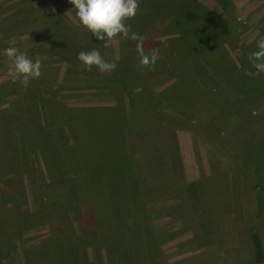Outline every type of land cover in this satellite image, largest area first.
<instances>
[{"label":"rangeland","instance_id":"rangeland-1","mask_svg":"<svg viewBox=\"0 0 264 264\" xmlns=\"http://www.w3.org/2000/svg\"><path fill=\"white\" fill-rule=\"evenodd\" d=\"M40 1L0 0V264H264V155L258 167L242 144L250 138L264 153V93L243 105L237 101L264 66L248 54L264 41V0H194L197 8L187 0H137L136 11L133 0H78L71 8L46 5L58 21L51 26ZM137 12L139 20H149L142 37L128 31ZM16 21L19 27L12 28ZM61 25L71 32L56 54L52 38ZM79 26L103 41V55H77L72 36L81 35ZM189 29L192 35L184 37ZM212 32L215 46L205 49L208 44L199 41ZM216 48L237 73L198 83L192 72L200 75L201 59ZM176 81L181 87L171 93ZM142 98L150 101L144 111L136 105ZM92 107L121 112L90 118L83 143L98 127L107 137L125 127L122 154L141 198L127 215L144 210L136 260L126 256L132 232L125 234L123 225L110 252L81 244L94 226L93 200L76 152L84 149L79 157L92 158L71 124L86 112L72 117L71 109ZM59 116L71 145L63 143L56 153L49 138L66 140L54 120ZM120 121L117 134H106ZM46 149L60 155L54 169L59 185L49 189ZM114 178L108 170L104 182ZM71 181L76 184L66 191ZM118 207L123 210L120 201ZM24 216L29 221L18 228ZM255 237L263 246L260 258Z\"/></svg>","mask_w":264,"mask_h":264},{"label":"trees","instance_id":"trees-1","mask_svg":"<svg viewBox=\"0 0 264 264\" xmlns=\"http://www.w3.org/2000/svg\"><path fill=\"white\" fill-rule=\"evenodd\" d=\"M133 1H134L133 8L136 11L138 6L140 8V5H138L139 2L137 0H133ZM187 1L189 3L188 5H190L191 7H193V8L198 7V4L195 3L194 0H187ZM62 2H63V5L61 7H63L66 4H69L66 6V8H71L72 6L75 7L79 1L78 0H42V1H40L39 11L41 12V14L43 13L46 16H47V13L49 11V16H47V17H49L53 21V22L52 21L48 22L47 25L51 26L52 23H58V21H57V18L55 16V13H51L50 12L51 9L46 7V5L49 6V4H51L55 7H57L56 5H58L59 3H62ZM59 10L63 11L62 8H60ZM31 11H34V10H31ZM35 11H37V10H35ZM1 14H5V13H1ZM15 14H17V13L16 12L12 13L10 15V18L14 17ZM188 15L192 16V14H190V13ZM6 20L7 19H4V21H6ZM148 21L149 20L147 19V17H145L142 20H139L138 19V12H137V14L135 15V17L133 19L132 25H130V27L128 28V31L130 29L136 35L141 36V35H143L142 33H143V30L145 29L146 25L149 23ZM20 22L21 21H16V24H13L12 28H15V27L18 28ZM45 22H47V21H45ZM180 22H182V21H180ZM64 25H66V24H64ZM203 25L205 26V24H203ZM73 28H75V27H73ZM79 28H82L81 29L82 33H79L81 35L79 36L77 34L75 36H72V37H75L74 39H76V41L72 42V44H73L72 48L75 49V47H76V48L80 49V52L75 51L76 53H78L77 55H79L80 58L93 57V56H95L94 53H99V54L103 55V53H102L103 49H104L103 41H100L99 38H97L95 35L89 34L88 31L86 33L84 31L86 26H84V27L79 26L78 29ZM115 28H116V25L114 24V22L109 24L110 30L115 31ZM58 30H59V32L54 31V35H53L54 37L52 38L53 40H55L54 43H52V46H54V48L57 47L56 51H55L56 54L61 53V50L65 49V47L62 48L63 44L60 41V39L69 36L68 34H70V32H71V27H70V25H67V27H63V25H61ZM191 30L192 29L185 31L184 37H185V35H187V37L189 35H192L193 31L189 32ZM116 34H117V32H116ZM194 34L198 35L197 33H194ZM213 34H214V32L207 34L205 37L200 39L199 43L202 44V42H205L206 44H208L205 47V49H208L209 45L215 46L212 44V41H213V39H215L217 37L214 36ZM135 40H136L135 36L134 37H128L127 39L124 40V43L125 42H127V43L134 42ZM122 41H121V43H122ZM136 42H138V40ZM86 43H88V44H86ZM99 47L101 48L100 51L98 50ZM69 48L71 50V46ZM259 48H260V51H259ZM195 49L197 50L198 47H195ZM196 54L197 53L194 52V54L192 56H195ZM248 54H249V58L254 59L255 64H257V63L264 64V41H260L257 43L256 46L251 47L248 51ZM162 62H164V61L162 60ZM205 64H206V66H204ZM199 65H201V68H202V70L200 71L201 76L199 74L197 75V73H194V71L192 72V76L194 77V79L196 78V81H198V83L207 84L208 82H210L209 78L215 77L217 80L218 79L222 80V78H224L227 74L231 75L230 74L231 72L233 74L237 73V69L235 67H233V70L229 69V63L226 60V58L224 57V53H221L218 49H217V51L215 50V53H210L209 57L201 59V62ZM263 69H264V66L262 67V70H260L258 72L256 78L252 79L245 88L242 87V89H240V93L237 97V101L239 100V105H243V103L245 104L246 101L248 102L250 99H254V97H257V96H259V94L264 93V78L262 77ZM68 74H70V71L67 72V75ZM128 75H129V73H128ZM195 75H197V76H195ZM119 77H121V74H119ZM178 81H180V78L178 79ZM178 81L173 83V86H171L169 88L171 90V93H176L175 87H177V85H179V87H181V85ZM261 88H263V89H261ZM180 91H182V90L180 89ZM186 92H188V91H184L185 94H186ZM142 96L143 95H141V94L137 95V98L142 97ZM170 96H172V95H170ZM149 104H150V101H146V99L142 98L141 101H138V103L136 105L138 106V109L140 111H144ZM237 105H238V102H237ZM115 107H117V106H115ZM115 107H106V108L92 107V108H85V109H83V108L71 109V116L72 117L75 116V114L79 113V115H80V113L86 112L81 117V119H76L75 118L76 116L73 117L71 119L72 120L71 124L73 123L75 130L78 132V134L81 138V139L78 138V142L81 144L80 146L82 148L84 146H86L87 150L90 152L91 158H92L91 160L85 159V155L83 157H79L78 153L80 151H84V149H80L79 152H76V154L78 156V160L80 162V170H83L84 175H85L86 180H87V183L90 184L89 193H90V197L93 200V201L91 200L92 201V203L90 204V210L91 211H89V213H90V217L92 218L91 222L93 223L94 226L91 227L90 229H87L82 234L81 244L82 243L83 244L89 243V244H91V246L100 247L101 249L105 248L107 251L110 252L113 249H116V245H115L116 244V240H115L116 228L118 227V225H123L125 228V234H128L129 230L132 232V235L129 237L130 241L128 243L129 246L127 248L126 256H128L129 254L130 255L133 254V256H135V260H136V256L139 255L138 254V246H137L138 243H137V239H136V231H137L138 223L142 220L144 210L140 207L141 209L135 210L133 213L127 215L129 213L128 208H130V207L134 208L135 206H137L141 202V198L137 196L138 195L137 194L138 193V185L136 183V179L134 178L136 173H135V171H133L131 169V163L130 162L126 163V160H125L126 158L122 154V152L125 149V140L123 139V135L124 136L127 135V134L123 133L125 130L124 129L125 127H123V125L121 126V124H122L121 121L117 124L115 123L116 127L111 129L110 133H106V134H111V133L115 132L117 134L118 133L117 131L119 129L118 125H120L121 126L120 134L114 135L113 137L112 136L107 137L106 135H104V133L102 135L100 133L101 132L100 127H98V129L96 128V130L94 131L95 133H92L91 135H89V137H91V138L89 140H87L88 142L86 144L83 143L84 140H86V135L88 133L87 128L90 124L89 119L92 117H100L97 115L106 114V113L111 112L113 110H118V108L120 107V109H122L124 112L125 121L128 123V120L132 119V118L126 116L124 104L118 106V108H115ZM118 111L121 114L120 110H118ZM21 114H22V111H17L15 113V115H21ZM242 115L245 117V112H243ZM62 118H63L62 116H59L58 118H55L54 120L56 121V123L59 124V128L61 129L63 137L65 139L68 125H67V123L58 121V120H61ZM245 123H247L246 119H245ZM102 126H104V125H102ZM37 130L39 131V129H37ZM41 132H45V131L43 130ZM90 132H92V131H90ZM49 133H51V132L49 131ZM4 134L7 135L6 132ZM261 138H262V141H259V144L263 143V145H264V135ZM259 140H261V139H259ZM49 141L51 144L50 148L53 151H55L56 153L59 152V149H60L59 146L62 145L63 143H65V145H66V143L68 145H71V142H70L69 138H67V137H66V140L57 139V141L54 138H49ZM249 142H252V139L246 138L242 141L244 150L247 152L246 157L247 158H249V157L253 158L254 157L255 161H257L256 165L259 167L260 162H261V158L263 157L264 153L260 149H258V147H256V145L253 147L251 145V143L249 144ZM86 147H85V149H86ZM92 150H94V153ZM46 153H48V154L46 155ZM252 153H253V156L251 155ZM43 156H44L43 159H45V164L48 168V171L51 172V175L53 178V179L52 178L50 179L49 183L46 182L45 184H46V186H49L48 189L50 187L51 188L56 187L59 184L55 185V183L57 180H59V178H61V174H59L60 177L55 181V179L58 176L54 172V169L57 165L56 162H57L58 158L60 157V155H53V154L47 152V149H46V152L43 153ZM84 160H86V161H84ZM84 162H86V163H84ZM108 170H111V172L115 176V178L109 182V185H108L107 181L104 182V180L106 179V172ZM52 172H54V173L52 174ZM53 176H55V177H53ZM126 179H128L127 183L124 182ZM41 182H43V181H41ZM75 184H76L75 181H71L69 183V185H71L70 189H67L66 191H72ZM66 191H63V192H66ZM119 201H120V205L123 208L122 211H119V207H118ZM126 216L128 217L127 219H126ZM120 217H123V220H122V222L119 223V222H117V220L119 221ZM28 219H29V217L24 216L22 218V220H20V222H18V228L20 227L21 224H25V223L27 224L29 221ZM93 241H95V242H93ZM254 243L257 247L258 256L260 258L263 255L262 243L259 240V238H257V237L254 238ZM113 256H115V255H113ZM71 257L75 258L74 254H72ZM137 259H138V257H137Z\"/></svg>","mask_w":264,"mask_h":264}]
</instances>
